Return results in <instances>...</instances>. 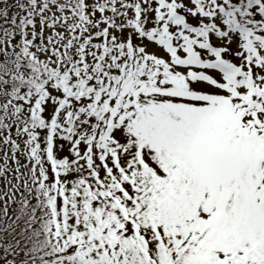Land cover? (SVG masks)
I'll return each instance as SVG.
<instances>
[{"label":"snow or ice","instance_id":"snow-or-ice-1","mask_svg":"<svg viewBox=\"0 0 264 264\" xmlns=\"http://www.w3.org/2000/svg\"><path fill=\"white\" fill-rule=\"evenodd\" d=\"M0 264H264V0H0Z\"/></svg>","mask_w":264,"mask_h":264}]
</instances>
